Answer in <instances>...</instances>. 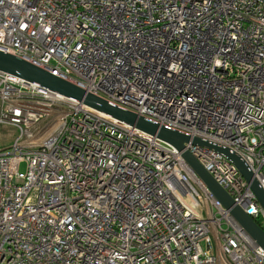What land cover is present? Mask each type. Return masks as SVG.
I'll list each match as a JSON object with an SVG mask.
<instances>
[{"label": "built area", "instance_id": "2783aa9c", "mask_svg": "<svg viewBox=\"0 0 264 264\" xmlns=\"http://www.w3.org/2000/svg\"><path fill=\"white\" fill-rule=\"evenodd\" d=\"M0 49L190 135L178 150L0 69V122L67 105L52 135L0 148V264H264L182 156L264 227L233 160L192 141L238 154L264 189V0H0Z\"/></svg>", "mask_w": 264, "mask_h": 264}, {"label": "water", "instance_id": "95a60500", "mask_svg": "<svg viewBox=\"0 0 264 264\" xmlns=\"http://www.w3.org/2000/svg\"><path fill=\"white\" fill-rule=\"evenodd\" d=\"M0 69L14 77L36 83L47 89H50L60 95L70 97L84 104L98 109L116 119H119L131 126L143 130L151 135L170 142L178 150H182L183 143L190 139V135L178 130L169 128L130 111L124 107L116 105L100 96L85 91L76 84L60 78L51 72L36 66L18 56L0 49ZM194 143L206 144L217 151L223 152L233 160L242 175L250 182L257 200L264 207V189L258 184L257 179L253 176L252 171L246 163L236 153L230 152L228 149L208 142L206 139L194 136ZM182 156L195 170L198 176L206 183L213 194L221 201L231 215L238 221L242 228L250 235V237L264 249V228L241 207L234 203L232 196L213 178V176L203 167L197 158L187 150L182 151Z\"/></svg>", "mask_w": 264, "mask_h": 264}, {"label": "rangeland", "instance_id": "374dc122", "mask_svg": "<svg viewBox=\"0 0 264 264\" xmlns=\"http://www.w3.org/2000/svg\"><path fill=\"white\" fill-rule=\"evenodd\" d=\"M67 105L65 103H58L52 107L43 108L40 111V117L35 122H29L22 124L20 127L11 125L9 123L0 122V148L8 147L14 143V140L21 136L22 131L27 127V131L32 132L33 137L42 138L47 135H52L58 129V123L61 120L59 118L61 110L65 109ZM26 169V162L22 161L18 165V170L24 172ZM191 203V201H189ZM207 215V214H205Z\"/></svg>", "mask_w": 264, "mask_h": 264}, {"label": "bare ground", "instance_id": "6f19581e", "mask_svg": "<svg viewBox=\"0 0 264 264\" xmlns=\"http://www.w3.org/2000/svg\"><path fill=\"white\" fill-rule=\"evenodd\" d=\"M7 75H9V73H8ZM9 76H10L11 79H14V78H15L13 75H9ZM58 94H59V93H58ZM59 95H60V94H59ZM61 96H63V95H61ZM63 98H64L66 101H71V100H73L72 98L67 97V96H63Z\"/></svg>", "mask_w": 264, "mask_h": 264}, {"label": "trees", "instance_id": "16d2710c", "mask_svg": "<svg viewBox=\"0 0 264 264\" xmlns=\"http://www.w3.org/2000/svg\"><path fill=\"white\" fill-rule=\"evenodd\" d=\"M256 221L258 222V224H259L260 226H262L261 223H260V221H258V219H257ZM262 227H263V226H262ZM263 228H264V227H263Z\"/></svg>", "mask_w": 264, "mask_h": 264}]
</instances>
